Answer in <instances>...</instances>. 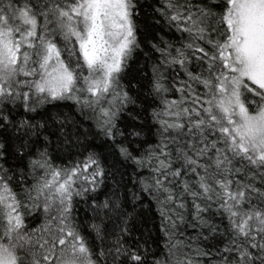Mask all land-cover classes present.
Segmentation results:
<instances>
[{"label":"snow or ice","instance_id":"snow-or-ice-1","mask_svg":"<svg viewBox=\"0 0 264 264\" xmlns=\"http://www.w3.org/2000/svg\"><path fill=\"white\" fill-rule=\"evenodd\" d=\"M0 264H264V0H0Z\"/></svg>","mask_w":264,"mask_h":264}]
</instances>
